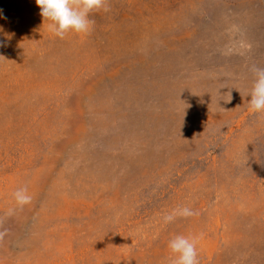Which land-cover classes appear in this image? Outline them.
<instances>
[{
    "label": "rangeland",
    "instance_id": "rangeland-1",
    "mask_svg": "<svg viewBox=\"0 0 264 264\" xmlns=\"http://www.w3.org/2000/svg\"><path fill=\"white\" fill-rule=\"evenodd\" d=\"M52 35L0 0V264H264V0H110ZM27 186L31 203L13 193ZM188 206L199 215L164 224Z\"/></svg>",
    "mask_w": 264,
    "mask_h": 264
},
{
    "label": "clouds",
    "instance_id": "clouds-1",
    "mask_svg": "<svg viewBox=\"0 0 264 264\" xmlns=\"http://www.w3.org/2000/svg\"><path fill=\"white\" fill-rule=\"evenodd\" d=\"M40 15L47 22L48 31L59 39L69 33L89 35L93 31L95 21L91 15L96 12H109L110 0H35ZM250 71L254 80L250 90L249 110L254 114L264 113V68L253 65ZM16 204L23 207L31 203L32 196L27 186L16 189L13 193ZM199 215L198 211L182 206L165 214L164 224L179 218H190ZM202 238L197 235H175L168 242L171 253L170 264H200L198 259V242Z\"/></svg>",
    "mask_w": 264,
    "mask_h": 264
}]
</instances>
